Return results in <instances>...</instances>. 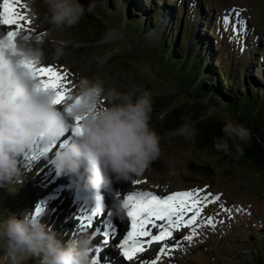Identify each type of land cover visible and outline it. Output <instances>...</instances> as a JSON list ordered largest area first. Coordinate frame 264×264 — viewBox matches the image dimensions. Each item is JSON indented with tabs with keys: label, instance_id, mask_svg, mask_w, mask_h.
<instances>
[{
	"label": "rangeland",
	"instance_id": "rangeland-1",
	"mask_svg": "<svg viewBox=\"0 0 264 264\" xmlns=\"http://www.w3.org/2000/svg\"><path fill=\"white\" fill-rule=\"evenodd\" d=\"M79 2L87 7L90 0ZM91 3L94 5L92 11L86 12L78 24L71 28L54 29L44 22L45 9L39 0L33 5L39 19L26 7V0H17L15 10L31 23L17 30L16 34L26 33L25 38L30 39L28 34L38 33L44 38L40 42L46 57L42 66L52 65L67 71V95L75 90L76 83L83 77L90 81H103L105 88H115L121 93L139 94L143 90L151 93L153 104L149 124L161 138L160 156L143 175L130 176L125 184L132 185V189L139 187L156 194L163 187L170 186L171 192L201 188L220 195L218 202L209 203L201 213L202 217L215 218V229L206 224L197 227L198 234L189 243L181 240L187 234V230L181 228L184 231H181L178 240L182 241V246L170 255L162 256L159 264H245V257L254 259L258 254L257 250L252 251V246L258 249L256 244H264V168L252 163L249 165L248 161L236 162L234 156L232 161H221L206 152L197 151L190 139L177 135L176 128L168 131L162 126L163 109L166 107L170 109L169 115L175 106H179L187 109L192 118H225L237 122L238 114L248 117L251 106L235 110L232 106L209 99L208 95L192 85L188 75L183 76L177 71V66L165 62L157 50L164 34L171 30V38L179 42L187 56L190 55L188 44L191 39L200 40L204 48L201 53L197 52L199 47L194 52L200 53V57L205 56L206 64H211L213 59L215 72H223L234 88L237 86L238 70L245 81L256 82L258 77L264 79V0H91ZM130 8L137 15L133 16ZM234 8L243 10L241 18L246 21V31L239 37V42L229 39L233 36L231 24L236 22L235 14L231 12ZM225 14H230L228 30L222 22ZM127 19H134L135 25L144 19L148 23L152 20L153 24L145 32L142 31L137 40L139 26L129 24ZM14 28V25L13 28L9 26L1 32ZM101 28H104L105 36L96 42L101 36ZM56 41H64V52L59 58L52 54ZM217 58L221 62L219 65ZM181 75L180 81L176 82ZM204 76L205 72L200 78ZM259 86H264V80H260ZM213 93L218 94L216 90ZM219 97L225 101L224 96ZM22 155L17 157L18 167L22 171L29 169L22 177L23 183L0 186V204L10 197L17 202H25L17 218L35 208L37 196L34 195L53 186L49 180L44 185L40 181L49 169V159L46 164L28 162L23 167ZM135 180L141 183H133ZM64 202L66 198L59 204L61 210L54 209L53 216L50 215L53 209H45L42 222L52 226L53 230L61 220ZM221 204L232 210L231 217L221 210ZM75 213L79 216L77 211ZM57 232L64 239L70 236L65 224ZM261 248L257 263L264 262V246ZM157 249L152 247L145 251L148 260L155 258ZM141 256L138 253V257ZM247 261V264H254L251 259ZM137 262L134 260L126 264ZM0 264L6 262L0 261ZM25 264H37V261L30 259Z\"/></svg>",
	"mask_w": 264,
	"mask_h": 264
},
{
	"label": "clouds",
	"instance_id": "clouds-1",
	"mask_svg": "<svg viewBox=\"0 0 264 264\" xmlns=\"http://www.w3.org/2000/svg\"><path fill=\"white\" fill-rule=\"evenodd\" d=\"M26 7L39 19L33 5ZM45 9L44 22L54 29L71 28L91 12L79 0H39ZM22 33L9 37L0 32V186L23 183V171L17 157L30 148L38 138L49 140L61 136L66 128L79 127L69 141L57 149L50 161L57 175L74 176L73 187L89 192L99 187L108 189L114 181L143 175L160 156V136L150 127L152 96L147 90L121 93L105 88L103 81L81 78L75 90L66 95L56 107V92L41 85L40 79L26 66L40 67L46 57L38 33ZM64 52V41H56L53 55ZM222 135L214 140L217 151L230 153L229 141L235 155L244 153L243 145L250 130L228 119ZM177 135L192 139L195 129L184 123ZM48 146L41 147L46 155ZM87 198V197H86ZM119 217L126 213L124 200L117 196L114 205ZM87 232L64 239L52 226L40 219V214L25 211L20 218L8 216L0 221V261L6 264H25L35 259L37 264H93L96 245Z\"/></svg>",
	"mask_w": 264,
	"mask_h": 264
},
{
	"label": "snow or ice",
	"instance_id": "snow-or-ice-1",
	"mask_svg": "<svg viewBox=\"0 0 264 264\" xmlns=\"http://www.w3.org/2000/svg\"><path fill=\"white\" fill-rule=\"evenodd\" d=\"M17 0H3L0 4V26H15L14 30L7 31V35L12 37L17 30L23 29V26L30 24L31 21L22 16L15 10ZM242 9H232L235 14L236 22L231 24L233 36L229 39H235L239 42V37L246 31V21L241 18ZM23 21V24L21 23ZM225 30H228L230 24V14L222 17ZM243 51V47L241 48ZM30 71L39 79L45 88H52L56 92L55 102L59 103L66 96L67 71L56 69L52 65L34 67L31 64L26 65ZM79 131V127L73 129ZM135 184L141 183L139 180L133 181ZM124 205L126 215L130 221V227L119 240L116 247L119 249L120 256L124 261L132 262L138 260L139 264H159L162 256L170 255L171 252L182 246V241L192 242L193 237L198 233L196 228L201 225H208L215 229L217 221L213 216L202 217L203 207L209 203H216L220 200L219 194L206 192L205 189L196 188L182 191H175L167 195H157L151 191H134L124 196ZM220 208L231 217L232 210L221 204ZM41 209L37 207L35 214H39ZM239 211V209H237ZM97 215V210L92 209L87 214H81L76 217L80 222V228L91 227L93 217ZM87 221V224L85 223ZM222 223V221H219ZM184 228L187 234L183 235L182 241L176 240L174 244L169 245L168 241L173 239L174 232ZM153 229L157 231L153 233ZM97 232L100 229L96 230ZM117 228L110 223L105 222L103 230V243L109 244L110 237H115ZM156 242L159 250L150 261H144L138 257V253L145 252L144 245H152ZM95 251L99 253L101 248L98 246ZM93 264H98L97 256L93 257Z\"/></svg>",
	"mask_w": 264,
	"mask_h": 264
},
{
	"label": "trees",
	"instance_id": "trees-1",
	"mask_svg": "<svg viewBox=\"0 0 264 264\" xmlns=\"http://www.w3.org/2000/svg\"><path fill=\"white\" fill-rule=\"evenodd\" d=\"M130 12H132L133 16L137 15L132 8H130ZM121 19L124 21L122 14ZM126 22L133 25H135L134 22L136 23L134 19H127ZM152 24V20L148 23L147 20L144 19L143 22L135 25L139 26L136 31L137 40L139 39V34H141L142 31L145 32L150 26L152 27ZM103 32L104 28H101V36L96 42H99L105 36ZM198 47L199 50L197 52L201 53L204 47L200 40L197 41L196 39H191L188 44L190 55L187 56V53L182 52L179 42L177 40L174 41L171 38V30H169V33H165L163 39L158 44L157 54L162 57L165 62L172 66H177V71L180 74L183 76L188 75V79L192 85H195L208 95L209 99H214L224 106H232L235 110L243 109L245 106H251L248 117H242L240 114L237 115V123L243 124L250 130L251 138L243 145L244 153L241 156L237 157L234 154L235 149L232 147L231 141H229L230 153L217 151L213 146L214 140L222 135L221 129L226 119L207 117L204 120H198L200 117H190V112L179 106L173 108L171 115H169V110L165 113L162 126L168 131H173L178 129L179 126L184 123H190L195 129V135L190 141L197 151L206 152L208 155L215 156L221 161L231 160L235 157L236 162H241V160L248 161L249 165L253 162L257 167L264 168V86H259L260 80H264L263 77H258L256 82H253L252 80L245 81L242 72L238 70L236 73L237 86L234 88L229 83L228 79L225 78L223 72H220V74L215 72L212 65L213 59L211 64H206V57H200V53L194 52ZM218 60L219 59L217 58V61ZM219 64H221L220 61H218V65ZM203 72H205V76L200 78ZM182 75L180 78H177L176 82L180 81ZM214 90H216L218 94L213 93ZM220 95L224 96L225 101L219 99ZM186 118H188V121H186ZM24 203L25 202L21 201L17 202L14 197H10L7 201L0 204V221L5 220L10 215L16 216L17 212L22 210V205H24ZM256 245L258 246V249H255L252 246V251L256 252L257 250L256 254L260 255L261 247H263L264 244L261 243ZM263 254L264 253H262V256ZM258 255H255L254 259H252L253 257L251 256L245 257V264H247V260L250 259L254 261V264H264V262L257 263Z\"/></svg>",
	"mask_w": 264,
	"mask_h": 264
},
{
	"label": "bare ground",
	"instance_id": "bare-ground-1",
	"mask_svg": "<svg viewBox=\"0 0 264 264\" xmlns=\"http://www.w3.org/2000/svg\"><path fill=\"white\" fill-rule=\"evenodd\" d=\"M2 1L3 0H0V2H2ZM80 3H82V2H80ZM7 27H9V26H0V32ZM7 31H9V30H5L3 33L6 34ZM24 35L26 37L27 34L24 33ZM56 107L60 108L61 105L59 103H57ZM36 143H37V139L34 141V143L32 144V146L30 148H26L24 150L23 155L20 158L21 164L23 167L26 166L28 164V162H30V164L32 162H35L36 158H38V155L41 154V147L36 145ZM65 178L67 179V181L70 178L76 179L74 176H70V175H67ZM67 181L64 180L65 185H67V183H68ZM127 181L128 180H121L119 182L114 181L110 188H108V189L104 188V190H105L104 200L107 203V208L103 212H101L100 210L97 209V215L95 217H93V221H92V225H91L92 227H96L98 225V223H104L105 224V222L103 221V215L111 212L112 220H113L114 224L117 225V234L115 237H118L119 239H122L124 234L127 232L128 228L130 227V221L128 220L126 213L121 214L118 217L116 212H115L114 205L116 203L117 195L119 196V199L123 200L124 196L127 195L128 193H130V190L132 189V185L129 184L130 185L129 186V185L125 184ZM49 187L48 188L50 190L46 191L45 194L43 193L40 197H43L44 195H47L49 193L54 192V190H53L54 187H52V186H49ZM169 187L170 186L163 187L162 189H160L157 192V195L162 196V195H167V194L172 193L170 191L171 189H169ZM60 191L66 192L67 189L62 188V190H60ZM73 194H74V192H71V191L69 192L68 195H66V194L64 195L63 193H61V195H57V197H55V198H50L49 200L46 201V203L37 200L36 208L39 207L41 209V211L45 210L46 207H50V210L51 209H53V210L54 209L55 210L60 209L61 210V206L59 204L62 203V199L66 198V202H64V205H63L64 207H63L62 214H61L62 215L61 220L56 224V228L54 231H58L59 228L64 224L67 225V230H69L70 233H74L75 231H73V230H78V231L82 230L80 228V222L76 219L77 215H76L75 211H77L78 214L81 215L82 213L84 214L85 211H90V209L89 208H86L84 210L79 209L80 202L74 201ZM55 210L54 211L51 210V214H50L51 216H53L55 214L54 213ZM43 216H40L41 220H42ZM85 223L87 224V221H85ZM85 228H86V230H89L90 227H85ZM97 229H100V228L97 227L94 231L93 244L96 245V248L99 246L101 248V251L99 253H97L95 251V249H96L95 248L93 256L99 255L98 264H117V260H118L117 259V253L113 252V250H117V252H119V249L116 247L118 242L116 241L115 243H113L114 237H110L109 244L107 246L104 245L103 233H101V229L99 232H97L96 231ZM156 231H157L156 229H153L154 234ZM181 231H184V230L179 229V230L174 232L173 239L168 241L169 245L174 244L175 241L180 238ZM181 235H182V233H181ZM144 247L146 249L145 251H147L148 248H152V247L153 248H159V245L156 242H154L152 245H144ZM139 254L142 255L140 257L142 260L150 261L147 259V256H145V254H147L146 252L139 253ZM133 263H135V262H133ZM123 264H126V263L123 262ZM136 264H139V262H137Z\"/></svg>",
	"mask_w": 264,
	"mask_h": 264
},
{
	"label": "water",
	"instance_id": "water-1",
	"mask_svg": "<svg viewBox=\"0 0 264 264\" xmlns=\"http://www.w3.org/2000/svg\"><path fill=\"white\" fill-rule=\"evenodd\" d=\"M129 64V63H128ZM168 110H170V109H167V107L166 108H164L163 109V113H166ZM201 119H205V118H199L198 120H201ZM253 163V162H252ZM254 165H256L255 163H253ZM257 166V165H256Z\"/></svg>",
	"mask_w": 264,
	"mask_h": 264
}]
</instances>
